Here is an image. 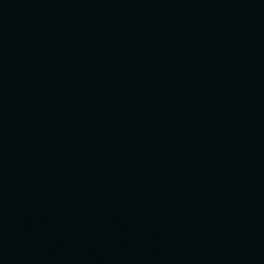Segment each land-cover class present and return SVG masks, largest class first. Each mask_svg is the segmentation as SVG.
<instances>
[{
    "label": "water",
    "instance_id": "obj_1",
    "mask_svg": "<svg viewBox=\"0 0 264 264\" xmlns=\"http://www.w3.org/2000/svg\"><path fill=\"white\" fill-rule=\"evenodd\" d=\"M0 264H264V0H0Z\"/></svg>",
    "mask_w": 264,
    "mask_h": 264
}]
</instances>
